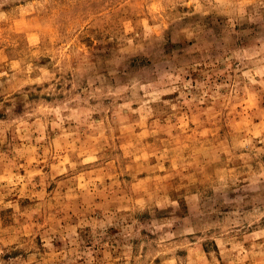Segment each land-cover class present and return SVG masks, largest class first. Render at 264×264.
Wrapping results in <instances>:
<instances>
[{"label":"rangeland","instance_id":"rangeland-1","mask_svg":"<svg viewBox=\"0 0 264 264\" xmlns=\"http://www.w3.org/2000/svg\"><path fill=\"white\" fill-rule=\"evenodd\" d=\"M0 264H264V0H0Z\"/></svg>","mask_w":264,"mask_h":264}]
</instances>
